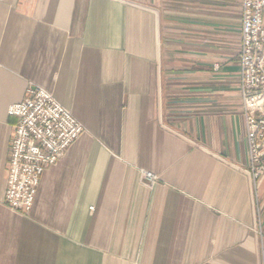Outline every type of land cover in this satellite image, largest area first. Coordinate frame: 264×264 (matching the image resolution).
<instances>
[{"label":"crops","instance_id":"crops-1","mask_svg":"<svg viewBox=\"0 0 264 264\" xmlns=\"http://www.w3.org/2000/svg\"><path fill=\"white\" fill-rule=\"evenodd\" d=\"M241 28L242 0H0V264H264ZM30 87L84 132L23 214L8 108Z\"/></svg>","mask_w":264,"mask_h":264},{"label":"built area","instance_id":"built-area-1","mask_svg":"<svg viewBox=\"0 0 264 264\" xmlns=\"http://www.w3.org/2000/svg\"><path fill=\"white\" fill-rule=\"evenodd\" d=\"M240 96L246 125L252 185L264 178V0H242L239 52ZM17 118L11 141L5 203L17 212L33 209L45 170L56 164L84 132L71 111L42 88L27 89L24 100L8 108ZM141 183L153 189L157 175L142 170Z\"/></svg>","mask_w":264,"mask_h":264}]
</instances>
